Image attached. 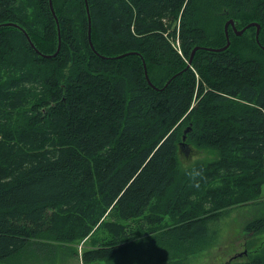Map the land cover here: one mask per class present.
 <instances>
[{
  "label": "trees",
  "instance_id": "1",
  "mask_svg": "<svg viewBox=\"0 0 264 264\" xmlns=\"http://www.w3.org/2000/svg\"><path fill=\"white\" fill-rule=\"evenodd\" d=\"M51 1L61 43L44 57L1 23L54 53L49 0H0V262L23 263L40 235L53 247L88 237L85 263L109 261L148 229L138 256L155 248L175 263L216 245L226 210L264 183V49L255 26H228L226 48L204 47L226 44L229 18L260 23L264 45V0H87L93 48L85 1ZM188 126L186 144L213 159L180 163ZM244 229L263 232L264 216ZM228 264H264V242Z\"/></svg>",
  "mask_w": 264,
  "mask_h": 264
},
{
  "label": "rangeland",
  "instance_id": "2",
  "mask_svg": "<svg viewBox=\"0 0 264 264\" xmlns=\"http://www.w3.org/2000/svg\"><path fill=\"white\" fill-rule=\"evenodd\" d=\"M242 42L243 40L234 46V51L240 47ZM40 45L46 51L52 49V45L43 40H40ZM14 70H16L15 63L5 67L3 69L4 77L2 78L16 73ZM210 152L206 148H198L192 144L183 146L178 156L180 163L186 166L198 160L207 161L213 159L215 152ZM226 211L220 224L223 228L222 234L216 245L192 254L187 258H179L180 262L173 263L166 259L160 260L157 255L158 250L155 248L152 256H145L144 253L142 256L136 254L135 249L140 245V242L144 243L149 236H154L157 232L156 229H148L142 233V238L135 241L133 246L129 244L126 250L118 256L109 261H92L89 263L83 262L81 257L86 247L91 245L88 237L80 238L76 241L58 243L56 247H53V242L47 239L48 235L31 237L32 245L26 247L23 251L24 258L21 264H228L229 261H241L254 256L264 242V231L258 235H251L245 231L244 226L256 217L264 216V183L261 185V195L258 198L244 204L229 207ZM32 248L34 250H31ZM164 253L168 252L165 251ZM35 256L40 261H37ZM15 262V260L8 259L0 262V264H14Z\"/></svg>",
  "mask_w": 264,
  "mask_h": 264
},
{
  "label": "water",
  "instance_id": "3",
  "mask_svg": "<svg viewBox=\"0 0 264 264\" xmlns=\"http://www.w3.org/2000/svg\"><path fill=\"white\" fill-rule=\"evenodd\" d=\"M84 1H85V5H86L87 14H88V40H89V44H90V46L93 48L92 41H91V35H90L91 27H90V18H89L88 2H87V0H84ZM49 5H50V10H51V12H52V14H53V16H54V19L56 20V26H57V31H58V46H57V48H56V50H55L54 53L49 54V53H43L42 51H40V50L34 45V43L32 42V40H31V38H30V36L27 34L26 30H24V29L22 28V26L18 25L17 23H14V22H5V23H1V25H14V26L20 27V28L24 31V33H25V35H26V37H27V39H28L30 45L35 49V51H36L38 54H40V55H42V56H44V57H50V56H52V55H56L57 52L59 51V47H60V43H61V42H60V37H61V36H60V29H59L58 18H57L56 13H55V11H54V9H53V5H52V1H51V0H49ZM229 25L232 27V29H233V30L236 32V34H238V35L242 34V32H243L246 28H248V27H250V26H255V27H256V30H255V38H256L257 42L260 43L259 38H258V36H259V31H260V24H259L257 21H251V22L247 23L245 26H243L242 28L237 29V27H236V23H235V20L232 19V18H229V19H227V20L225 21V23H224V31H225V34H226V44H225L224 46L220 47V48H215V47H204V48H206V49H210V50H222V49L226 48V47L229 45V43H230L229 35H228V26H229ZM261 46H262V48L264 49V45H261ZM202 47H203V46H200V45H196V46H194V48H193L192 51H191V55H190V57H189V60H188V63H187L186 68L190 65V63H191V59H192L193 54H194V52L196 51V49H198V48H202ZM131 53H134V51H128V52H124V53H121V54H118V55H115V56H109V57H111V58H120V57H123V56L128 55V54H131ZM143 66H144V75H145L146 80L148 81V83H149L150 85H152L153 87H156V86L150 81V79H149V77H148V73H147V69H146V65H145V62H144V61H143ZM175 75H176V74H174L173 76H171V78H172V77H175ZM171 78H169V79L167 80V82L164 84V86H166V85L168 84V82L171 80ZM164 86H163V87H164ZM189 130H190V126H188V128H186V129L184 130V132H183V136H182V141H181V146L184 145V144H186L185 139H186L187 132H188ZM186 145H187V144H186ZM184 146H185V145H184Z\"/></svg>",
  "mask_w": 264,
  "mask_h": 264
},
{
  "label": "bare ground",
  "instance_id": "4",
  "mask_svg": "<svg viewBox=\"0 0 264 264\" xmlns=\"http://www.w3.org/2000/svg\"><path fill=\"white\" fill-rule=\"evenodd\" d=\"M260 24V23H259ZM261 28V27H260ZM226 35V34H225ZM228 35H229V31H228ZM229 40H230V36H229ZM257 41V40H256ZM260 41V40H259ZM258 43V42H257ZM260 45H262L261 43H258ZM262 47V46H261ZM144 60V59H143Z\"/></svg>",
  "mask_w": 264,
  "mask_h": 264
}]
</instances>
